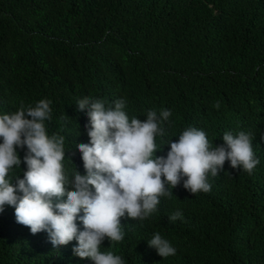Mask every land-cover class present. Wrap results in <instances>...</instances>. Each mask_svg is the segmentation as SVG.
Returning <instances> with one entry per match:
<instances>
[{"label": "trees", "instance_id": "16d2710c", "mask_svg": "<svg viewBox=\"0 0 264 264\" xmlns=\"http://www.w3.org/2000/svg\"><path fill=\"white\" fill-rule=\"evenodd\" d=\"M84 97L123 99L141 121L169 110L157 145L188 127L213 145L250 132L259 160L251 174L225 161L207 193L181 182L147 219L121 218L123 241L105 239L101 251L125 264H264V0H0V115L50 100L47 133L65 137L69 173L85 174L75 150L89 142L86 111L76 109ZM177 210L182 218L170 221ZM155 233L175 255L148 246ZM75 245L53 248L46 232L16 223L12 207L0 212V264H92Z\"/></svg>", "mask_w": 264, "mask_h": 264}, {"label": "clouds", "instance_id": "9594fccd", "mask_svg": "<svg viewBox=\"0 0 264 264\" xmlns=\"http://www.w3.org/2000/svg\"><path fill=\"white\" fill-rule=\"evenodd\" d=\"M50 105V100L41 99L34 107L21 105L0 115V212L5 205L12 207L16 223L33 235L46 232L53 248L75 240L73 254L92 264H125L120 255L101 251L105 239L110 244L123 241L121 218L147 219L157 211L160 197L173 195L181 182L192 195L209 192V174L217 176L225 161L249 174L259 163L250 132H225L223 143L213 145L205 131L188 127L175 141L157 145L156 137L165 135L161 125L169 120V110L159 115L149 110L141 121L129 119L123 99L106 106L102 99L84 97L76 109L86 111L89 142L76 144L75 150L85 174L75 167L69 173L63 163L65 137L47 133ZM165 145L167 154L156 156ZM24 148L21 179L14 170L21 165L17 149ZM181 218L179 210L169 217ZM147 243L162 258L175 255L176 249L159 233Z\"/></svg>", "mask_w": 264, "mask_h": 264}]
</instances>
